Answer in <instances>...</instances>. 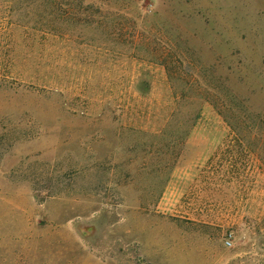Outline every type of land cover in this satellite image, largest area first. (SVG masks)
I'll return each mask as SVG.
<instances>
[{"label": "rangeland", "instance_id": "374dc122", "mask_svg": "<svg viewBox=\"0 0 264 264\" xmlns=\"http://www.w3.org/2000/svg\"><path fill=\"white\" fill-rule=\"evenodd\" d=\"M38 3L0 0V264H264V0Z\"/></svg>", "mask_w": 264, "mask_h": 264}, {"label": "trees", "instance_id": "16d2710c", "mask_svg": "<svg viewBox=\"0 0 264 264\" xmlns=\"http://www.w3.org/2000/svg\"><path fill=\"white\" fill-rule=\"evenodd\" d=\"M34 1V0H33ZM40 3H38V5H41V6H44V5H48L49 3H52L53 0H39ZM220 100H223V99H218L217 102L214 101V106L219 110V112L221 113L223 119L225 120V122L227 123V125H229V130H230V136L228 138H225L224 139V144L226 145V147H229V146H233V142H238L239 145L240 144V139H241V133L239 132V129L235 126L236 124H238V119L237 118H232L230 116H234L235 113H230L229 115L224 113V111H222V108L226 107L227 104L224 102V103H219L220 104V108H219V104L218 102H220ZM182 133H185L187 134V130H182ZM217 153V152H216ZM215 156L217 155H213L210 159H209V162L212 160V158H214Z\"/></svg>", "mask_w": 264, "mask_h": 264}, {"label": "built area", "instance_id": "2783aa9c", "mask_svg": "<svg viewBox=\"0 0 264 264\" xmlns=\"http://www.w3.org/2000/svg\"><path fill=\"white\" fill-rule=\"evenodd\" d=\"M227 243H229V241H227Z\"/></svg>", "mask_w": 264, "mask_h": 264}]
</instances>
